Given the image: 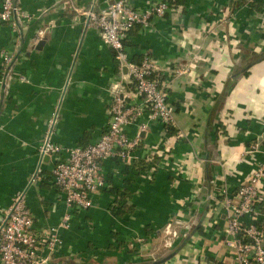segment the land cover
<instances>
[{
	"label": "crops",
	"instance_id": "1",
	"mask_svg": "<svg viewBox=\"0 0 264 264\" xmlns=\"http://www.w3.org/2000/svg\"><path fill=\"white\" fill-rule=\"evenodd\" d=\"M113 1L75 3L99 10ZM157 1L130 3L144 11ZM258 1L260 8L249 0H176L127 33L131 60L157 61L175 125L168 131L147 111L128 124L138 146L125 159L103 161L104 185L81 209L68 208L54 184L53 164L63 154L41 157L39 147L46 134L62 147L94 142L107 128L114 79L125 69L98 30L62 0H18L33 17L21 31L0 24V66L1 49L16 56L0 82V211L23 191L35 231L69 214L61 245L50 256L41 252L48 264H154L165 257L158 264H238L227 244L228 214L238 186L264 160V0ZM190 62L186 72L168 71ZM158 148L167 155L158 157L150 179L141 162L148 166ZM260 187L264 193V178ZM120 200L130 210L115 215ZM171 230L178 236L166 247Z\"/></svg>",
	"mask_w": 264,
	"mask_h": 264
},
{
	"label": "built area",
	"instance_id": "2",
	"mask_svg": "<svg viewBox=\"0 0 264 264\" xmlns=\"http://www.w3.org/2000/svg\"><path fill=\"white\" fill-rule=\"evenodd\" d=\"M75 1L62 0L59 5L84 16L86 24L98 30L102 42L114 51L119 69H125L121 77L114 79L115 93L109 104L107 128L94 142L62 147L50 141L49 134H46L39 147L41 157L63 154L55 160L52 174L66 206L87 209L92 206L91 193L104 185L103 161L115 156L125 159L138 146L139 135L130 138L126 134L128 124L147 111L149 118L159 120L165 128L175 125L176 110L168 102V85L158 73L157 61L144 56L139 62H134L128 57L122 42L135 25L147 26L152 15L162 16L170 10V3L158 0L151 8L140 11L131 5L130 0H115L99 10H94L93 6L79 7ZM32 17L18 4V0L0 1V24L6 22L14 30L21 31ZM15 58L14 51L1 49L0 82L5 81ZM191 65L194 66V62L168 71L180 74ZM54 122L55 118H51L48 124ZM139 129L145 130L146 124H140ZM258 146V141L252 143L251 150H257ZM163 154L167 155V152L163 153L158 148L147 158L149 164L145 171L148 178L151 179L156 169L150 161ZM263 178L264 160L257 162L248 179L238 186V203L227 204L229 208L231 206L226 227L230 236L227 244L238 264H264V193L260 187ZM0 212V264H48V256L61 245L59 229L68 227L69 214H65L56 226L35 231L23 191L18 192L10 205ZM177 236V231H169L163 245L170 247ZM42 251H46L48 256L42 255Z\"/></svg>",
	"mask_w": 264,
	"mask_h": 264
},
{
	"label": "trees",
	"instance_id": "3",
	"mask_svg": "<svg viewBox=\"0 0 264 264\" xmlns=\"http://www.w3.org/2000/svg\"><path fill=\"white\" fill-rule=\"evenodd\" d=\"M170 4H173V5H177V3H176V0H167ZM251 5L254 7H256V8H260L261 7V5H262V2H259L258 0L257 1H252L251 2ZM123 42V44L125 43V41L123 40L122 41ZM262 57H264L263 55H261V56H259L258 57V59H260V58H262ZM139 62V61H138ZM6 76H5V80H6ZM166 129L168 130V131H172V126H167L166 127ZM152 162H153V164L154 165H156L157 164V162H158V157H156V156H154L153 157V159H152ZM141 164H142V167L140 168V169H147L148 168V166H147V164H146V162L143 160V162H141ZM141 171V170H140ZM115 205L113 206V208H111L112 209V212L115 214V215H123L125 212H128V210H130V205H127L126 203H123V201L122 200H120V201H118V202H116V203H114Z\"/></svg>",
	"mask_w": 264,
	"mask_h": 264
},
{
	"label": "water",
	"instance_id": "4",
	"mask_svg": "<svg viewBox=\"0 0 264 264\" xmlns=\"http://www.w3.org/2000/svg\"><path fill=\"white\" fill-rule=\"evenodd\" d=\"M167 245H169V243H168ZM166 259H167V257L162 258V259H160V260H158V261H155L154 264L161 263V262L165 261Z\"/></svg>",
	"mask_w": 264,
	"mask_h": 264
}]
</instances>
